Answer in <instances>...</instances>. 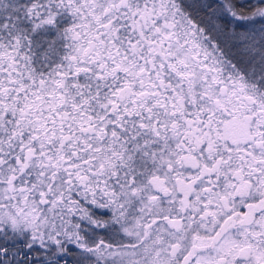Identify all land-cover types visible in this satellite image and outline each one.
I'll return each mask as SVG.
<instances>
[{
  "label": "snow or ice",
  "instance_id": "6c2138e0",
  "mask_svg": "<svg viewBox=\"0 0 264 264\" xmlns=\"http://www.w3.org/2000/svg\"><path fill=\"white\" fill-rule=\"evenodd\" d=\"M0 264H264V0H0Z\"/></svg>",
  "mask_w": 264,
  "mask_h": 264
}]
</instances>
